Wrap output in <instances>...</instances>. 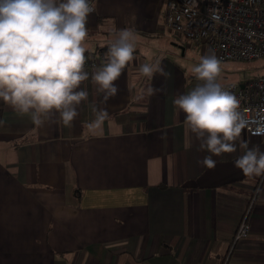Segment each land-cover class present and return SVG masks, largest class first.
I'll list each match as a JSON object with an SVG mask.
<instances>
[{
  "label": "crops",
  "instance_id": "obj_1",
  "mask_svg": "<svg viewBox=\"0 0 264 264\" xmlns=\"http://www.w3.org/2000/svg\"><path fill=\"white\" fill-rule=\"evenodd\" d=\"M93 5L85 57L128 28L134 59L107 101L91 75L108 51L94 67L85 65L88 98L72 126L55 111L38 126L2 101L0 264H264V175L249 179L235 166L239 144L213 156L215 169L198 163L208 153L186 134L185 114L173 101L203 81L191 73L196 64L182 61L188 48L163 23L165 0ZM156 59L169 75L149 80L139 68ZM98 110L108 115L97 128ZM243 130L248 147L264 152V136ZM246 209L250 230L228 251Z\"/></svg>",
  "mask_w": 264,
  "mask_h": 264
},
{
  "label": "clouds",
  "instance_id": "obj_2",
  "mask_svg": "<svg viewBox=\"0 0 264 264\" xmlns=\"http://www.w3.org/2000/svg\"><path fill=\"white\" fill-rule=\"evenodd\" d=\"M95 10L91 0H0V100L19 115H30L38 126L54 111L65 126H72L77 107L88 98L81 88L89 79L84 42ZM135 49L136 36L128 28L120 29L109 43L105 64L91 75L105 101L118 94L116 81L133 61ZM139 72L149 80L156 73L169 75L162 59L142 64ZM191 73L203 84L173 103L185 114L186 134L194 135L199 150L208 153L198 163L215 169L213 156L236 152L239 144L244 151L235 166L249 179L264 175V152L259 146L249 148L241 138L246 121L237 98L217 82L221 61L215 52L203 55ZM156 91L148 89L149 95ZM107 115L98 110L94 126L101 127ZM184 148H192L191 139Z\"/></svg>",
  "mask_w": 264,
  "mask_h": 264
},
{
  "label": "built area",
  "instance_id": "obj_3",
  "mask_svg": "<svg viewBox=\"0 0 264 264\" xmlns=\"http://www.w3.org/2000/svg\"><path fill=\"white\" fill-rule=\"evenodd\" d=\"M165 5V27L193 44L208 46L220 61L264 60V0H165ZM100 57L87 56L85 65L94 67ZM220 84L238 100L246 121L243 131L264 136V75L242 84ZM247 212L238 219L228 251L250 230Z\"/></svg>",
  "mask_w": 264,
  "mask_h": 264
},
{
  "label": "rangeland",
  "instance_id": "obj_4",
  "mask_svg": "<svg viewBox=\"0 0 264 264\" xmlns=\"http://www.w3.org/2000/svg\"><path fill=\"white\" fill-rule=\"evenodd\" d=\"M173 33V32H172ZM176 34V33H175ZM178 41L181 44L180 46L187 47L188 51L185 53L186 55L182 58V61H187L191 64H198L200 61V58L203 55H206L209 50H212L208 46H191L193 43L188 41L187 38H185L182 35H178ZM180 47V52H181ZM205 47V50L202 48ZM203 51H202V50ZM202 51V52H201ZM179 52V54H180ZM257 75H264V60L263 59H257V60H232V61H221V73L220 76L217 79L218 83H244L245 80L255 78Z\"/></svg>",
  "mask_w": 264,
  "mask_h": 264
},
{
  "label": "trees",
  "instance_id": "obj_5",
  "mask_svg": "<svg viewBox=\"0 0 264 264\" xmlns=\"http://www.w3.org/2000/svg\"><path fill=\"white\" fill-rule=\"evenodd\" d=\"M110 42H107L106 44H104L103 46L102 45H98L97 47H95V50L98 54H101L102 53H106L108 51V45H109ZM1 103H2V100H0V106H1ZM0 111H1V107H0ZM1 113V112H0Z\"/></svg>",
  "mask_w": 264,
  "mask_h": 264
}]
</instances>
